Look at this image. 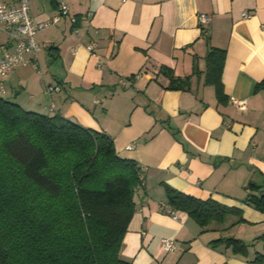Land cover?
Masks as SVG:
<instances>
[{
    "label": "crops",
    "instance_id": "obj_1",
    "mask_svg": "<svg viewBox=\"0 0 264 264\" xmlns=\"http://www.w3.org/2000/svg\"><path fill=\"white\" fill-rule=\"evenodd\" d=\"M67 2L69 16L34 36L41 45L37 67L26 54L8 75L5 97L105 132L121 158L139 164L143 182L135 189L120 257L131 264H264V255L255 260L264 254L258 238L264 213L243 202L249 181L264 189V90L255 91L264 78V0ZM199 13L211 16L207 33ZM56 14L55 0L30 1L34 21ZM89 43L96 44L94 53ZM212 47L226 52L221 101L204 81ZM162 66L189 76L188 88H167ZM49 84L61 90L48 95ZM230 96L245 99V109ZM163 184L236 206L245 221L229 216L202 228L185 212L174 217ZM226 237L246 243L245 253L216 241ZM162 238L173 239L176 248L164 251Z\"/></svg>",
    "mask_w": 264,
    "mask_h": 264
},
{
    "label": "trees",
    "instance_id": "obj_2",
    "mask_svg": "<svg viewBox=\"0 0 264 264\" xmlns=\"http://www.w3.org/2000/svg\"><path fill=\"white\" fill-rule=\"evenodd\" d=\"M225 53L212 47L205 55L204 81L219 101L225 97ZM161 70L169 77L167 88H188L189 76ZM259 90L264 78L255 84ZM142 182L139 164L121 158L105 132L0 97V264H131L120 249ZM163 186L170 211L185 212L202 228L229 216L245 221L236 206ZM245 188L243 202L264 213V189L253 181ZM216 241L235 252L247 248L234 237Z\"/></svg>",
    "mask_w": 264,
    "mask_h": 264
},
{
    "label": "built area",
    "instance_id": "obj_3",
    "mask_svg": "<svg viewBox=\"0 0 264 264\" xmlns=\"http://www.w3.org/2000/svg\"><path fill=\"white\" fill-rule=\"evenodd\" d=\"M31 0H0V97L5 95V82L8 75L19 64L25 63L24 56L31 55L34 65H38V52L41 45L35 41V34L46 28L50 23L58 22L62 17L69 16V4L67 0H55L57 14L51 21H34L30 15ZM247 11L242 12V17H248ZM211 16L207 13L198 14V23L202 27V31L207 33L205 25L209 23ZM72 24L76 22L74 17H70ZM91 53L95 52L96 44L89 43L86 46ZM61 90L59 84H49L46 86V93L50 95L52 92ZM229 101L238 109H245L246 100L238 99L233 96L229 97ZM51 104V110H53ZM134 144L127 145L131 149ZM170 213L176 217L175 213ZM161 245L164 251H172L176 248L173 239L162 238Z\"/></svg>",
    "mask_w": 264,
    "mask_h": 264
},
{
    "label": "rangeland",
    "instance_id": "obj_4",
    "mask_svg": "<svg viewBox=\"0 0 264 264\" xmlns=\"http://www.w3.org/2000/svg\"><path fill=\"white\" fill-rule=\"evenodd\" d=\"M8 99H11V98H8Z\"/></svg>",
    "mask_w": 264,
    "mask_h": 264
}]
</instances>
